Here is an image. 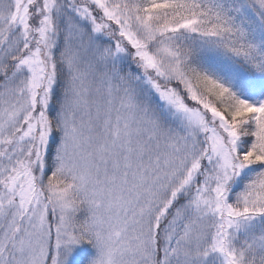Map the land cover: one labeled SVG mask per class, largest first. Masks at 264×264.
Returning a JSON list of instances; mask_svg holds the SVG:
<instances>
[{
	"label": "snow or ice",
	"instance_id": "6c2138e0",
	"mask_svg": "<svg viewBox=\"0 0 264 264\" xmlns=\"http://www.w3.org/2000/svg\"><path fill=\"white\" fill-rule=\"evenodd\" d=\"M0 264H264V0H0Z\"/></svg>",
	"mask_w": 264,
	"mask_h": 264
}]
</instances>
